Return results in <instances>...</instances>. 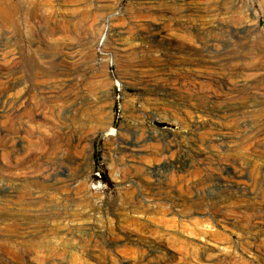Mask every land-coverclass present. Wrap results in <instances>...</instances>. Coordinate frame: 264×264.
Instances as JSON below:
<instances>
[{
    "label": "rangeland",
    "instance_id": "rangeland-1",
    "mask_svg": "<svg viewBox=\"0 0 264 264\" xmlns=\"http://www.w3.org/2000/svg\"><path fill=\"white\" fill-rule=\"evenodd\" d=\"M0 264H264V0H0Z\"/></svg>",
    "mask_w": 264,
    "mask_h": 264
},
{
    "label": "bare ground",
    "instance_id": "bare-ground-1",
    "mask_svg": "<svg viewBox=\"0 0 264 264\" xmlns=\"http://www.w3.org/2000/svg\"><path fill=\"white\" fill-rule=\"evenodd\" d=\"M89 84H90V83H89ZM64 85H65V84H64ZM90 86H91V85H90ZM58 87H59V86H58ZM60 91H61V90H59V93H60ZM88 92H89V91H88ZM94 93H95V92H94ZM80 95H81V94H80ZM90 95H91V94H90ZM90 95H89V96H90ZM95 95H96V94H95ZM98 97H99V96H98ZM98 97H97V99H98ZM92 98H93V96L91 97V99H92ZM71 99H72V98H71ZM93 99H94V98H93ZM69 100H70V99H69ZM82 100H83V98H80V103H83ZM94 100H95V99H94ZM71 101H72V100H71ZM74 101H75L74 103H76V102L78 101V98L75 97V98H74ZM99 102H100V101H99ZM67 103H68V102H67ZM63 104H64V103H63ZM87 104H88L89 107L91 108V100H90L89 102H87ZM72 105H73V104H72ZM96 105H97V104H96ZM3 108H4V107H3ZM86 108H87V107H86ZM86 110H87V109H86ZM60 111H61V110H60ZM87 111H88V110H87ZM62 112H63V111H62ZM88 112H89V111H88ZM90 113H91V112H90ZM53 114H54V113H53ZM55 115H56V114H55ZM65 116H66V115H65ZM87 116H88V115H87ZM65 118H66V117H65ZM87 119H89V117H87ZM87 121H88V120H87ZM51 124H52V123H51ZM54 125H55V124H54ZM57 125H58V124H57ZM52 127H53V126H52ZM49 129H50V128H49ZM50 131H51V130H50ZM52 132H53V128H52ZM55 133H56V132H55ZM52 135H53V133H52ZM89 137L91 138V135H90ZM133 150H134V149H133ZM11 151H13V150H11ZM15 151H16V150H15ZM128 151H129V150H128ZM16 155H17V154H16ZM14 156H15V155H14ZM22 156H23V155H22ZM54 160H55V159H54ZM14 161H15V160H14ZM64 164H65V163H64ZM17 165H18V164H17ZM19 166H20V165H19ZM16 167H17V166H16ZM48 168H49V167H48ZM51 168H53V167H51ZM51 168H50V169H51ZM56 168H57V169H55V168L52 169V171H55V170L57 171V170H59V169H58V168H60L59 164H57ZM60 169H61V168H60ZM60 171H61V170H60ZM60 171H59V172H60ZM53 173H55V172H53ZM53 173H52V174H53ZM66 176H67V175H66ZM52 177L55 179V176H52ZM53 178H51V179H53ZM56 181H57V180H56ZM51 182H52V181H51ZM55 184H56V183H55ZM57 184H58V182H57ZM57 184H56V185H57ZM50 185H51V184H49V186H50ZM58 185H59V184H58ZM53 186H54V185H53ZM1 228H2V227H1Z\"/></svg>",
    "mask_w": 264,
    "mask_h": 264
}]
</instances>
